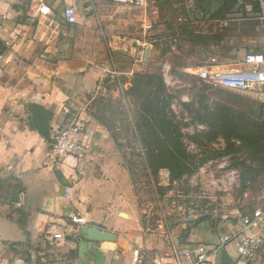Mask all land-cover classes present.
<instances>
[{"label":"crops","instance_id":"obj_1","mask_svg":"<svg viewBox=\"0 0 264 264\" xmlns=\"http://www.w3.org/2000/svg\"><path fill=\"white\" fill-rule=\"evenodd\" d=\"M100 4L139 10L138 21L150 37L109 34L111 20ZM41 5L49 9L47 15L39 12ZM66 7L76 11L73 25L62 17ZM213 25L234 27L226 37L229 51L222 57L198 56L197 39ZM0 26V264H133L135 249L169 263L173 244L180 250L205 246L212 251L223 235L236 230L230 220L145 228L131 175L85 103L103 79L132 74L138 63H148L153 45L162 39L171 51L186 49L196 70L211 60L221 68H241L249 51L264 52V19L257 0H148L144 7L115 0H0ZM30 109L47 112L50 139L57 128L81 123L83 154L51 165L45 157L50 139L37 132ZM161 171L171 183L169 172L162 169L159 175ZM68 212L81 214L89 226L114 240L88 241L80 235L60 247L45 242V229ZM254 231L264 236V222ZM214 257L216 264H264L262 256L244 262L233 244Z\"/></svg>","mask_w":264,"mask_h":264},{"label":"rangeland","instance_id":"obj_2","mask_svg":"<svg viewBox=\"0 0 264 264\" xmlns=\"http://www.w3.org/2000/svg\"><path fill=\"white\" fill-rule=\"evenodd\" d=\"M100 5L111 20L107 22L109 34L144 37L146 41L150 37L138 21L139 10L120 4ZM117 18L129 23L120 25ZM219 28L213 25L197 39L198 56L227 54L226 37L234 27ZM187 55L186 49L171 51L163 39L158 40L148 63H138L132 74L103 79L85 103L131 175L138 195L137 214L147 229L167 230L179 221L186 225L201 221L221 224L238 207L255 208L264 187V104L198 82L197 64ZM160 83L164 84L162 91ZM205 105L215 112L218 106H228L231 112L223 114L227 117L223 122H217L206 118ZM163 118L177 127L169 136L181 135L178 142L186 150L180 160L190 171L172 183L166 182L163 171L162 175L155 172L149 155L165 142L159 127ZM210 125L217 126L211 129ZM188 215L194 219L188 221Z\"/></svg>","mask_w":264,"mask_h":264},{"label":"built area","instance_id":"obj_3","mask_svg":"<svg viewBox=\"0 0 264 264\" xmlns=\"http://www.w3.org/2000/svg\"><path fill=\"white\" fill-rule=\"evenodd\" d=\"M122 4L136 7H144L148 0H115ZM264 19V0H257ZM39 12L47 15L49 9L41 5ZM62 17L67 24H75L77 14L73 7H66L62 11ZM151 24L146 28L150 29ZM2 28L0 26V35ZM174 48V47H173ZM198 82L211 88L231 90L247 95L264 104V52L249 51L239 69H226L218 67L215 60L196 70ZM83 126L74 123L57 128L51 136L48 148L45 152L46 159L55 165L66 157L79 158L84 152ZM71 188L65 189V198L69 199ZM188 221L194 217L188 215ZM230 222L237 227L228 235H223L214 250L205 246H186L180 250L173 244V260L166 263L160 257L150 255L143 250L135 249L133 252V264H216L215 254L228 245L236 247L238 256L246 263H251L261 256L264 260V236L255 232L254 228L264 222V190L258 200V205L251 209L238 207L230 213ZM89 226L86 219L79 213L68 212L60 223H51L44 232L45 242L60 247L63 243L76 242L81 235L80 228Z\"/></svg>","mask_w":264,"mask_h":264},{"label":"trees","instance_id":"obj_4","mask_svg":"<svg viewBox=\"0 0 264 264\" xmlns=\"http://www.w3.org/2000/svg\"><path fill=\"white\" fill-rule=\"evenodd\" d=\"M163 88L164 84L160 83L159 90L162 91ZM163 106H167L165 100H163ZM210 109L211 108L206 105L203 106L204 113H206V118L217 120V122H219L220 120L221 122H223V119L227 118L226 116H223V114L227 115L229 112H231L228 106H218V110L216 112L214 110L210 111ZM159 124L161 131L165 134V145L164 143H162V146L159 150L151 152L149 151V155L150 153L152 154L151 161L152 164L155 165V172H158L162 169L167 170L169 172L170 180L172 183L190 172L185 161L180 160L181 157L185 156L186 148L182 143L178 142L181 137L180 134L169 136V133L172 134L176 132L177 129V127L172 124V122H166L165 118H163L159 121ZM215 126L210 125V128L213 129ZM160 137H162V135Z\"/></svg>","mask_w":264,"mask_h":264},{"label":"water","instance_id":"obj_5","mask_svg":"<svg viewBox=\"0 0 264 264\" xmlns=\"http://www.w3.org/2000/svg\"><path fill=\"white\" fill-rule=\"evenodd\" d=\"M119 53L124 54L122 50H118ZM32 115V122L37 132L49 141V116L43 109H30ZM81 235L88 241H105L112 242L114 237L98 228L91 226H83L80 228Z\"/></svg>","mask_w":264,"mask_h":264}]
</instances>
